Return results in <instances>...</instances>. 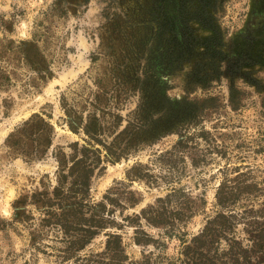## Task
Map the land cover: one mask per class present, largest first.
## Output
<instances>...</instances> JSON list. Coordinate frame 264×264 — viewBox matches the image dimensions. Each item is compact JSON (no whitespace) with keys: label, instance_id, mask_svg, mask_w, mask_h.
I'll list each match as a JSON object with an SVG mask.
<instances>
[{"label":"rangeland","instance_id":"1","mask_svg":"<svg viewBox=\"0 0 264 264\" xmlns=\"http://www.w3.org/2000/svg\"><path fill=\"white\" fill-rule=\"evenodd\" d=\"M263 9L0 0V264H264V38L249 59L242 35ZM85 142L121 157L95 169L105 228L70 258L44 205Z\"/></svg>","mask_w":264,"mask_h":264},{"label":"trees","instance_id":"2","mask_svg":"<svg viewBox=\"0 0 264 264\" xmlns=\"http://www.w3.org/2000/svg\"><path fill=\"white\" fill-rule=\"evenodd\" d=\"M166 102L170 103L168 99H166ZM171 109L170 106H167L165 110L166 116H168L167 111L171 112ZM144 114H146V111L142 109L139 114L141 122L149 118V114L143 117ZM174 123L173 120L172 124L174 125ZM140 127H146V122L144 121ZM87 132L89 133L90 131L87 130ZM104 147L106 150L104 151V155H102V149L94 148L90 142L86 143L81 149H78L76 145L71 164L66 165L63 161L58 173L59 184L54 188L51 197L46 196L44 206L46 208L47 220L45 221L53 222L61 227L64 233L74 235L68 242V256L66 257H75L74 250L79 251L83 249L92 237L96 235L97 229L105 228L104 220L100 219L95 212L97 205H91L83 199L89 192L90 180L93 177L95 169L101 167L105 161L115 162L116 159L121 157V154H117L114 151V147L105 145ZM113 154L116 155L115 158H113ZM218 217L219 219L229 220L236 218V215L220 214ZM213 223L214 220L209 221L202 235L196 237L194 241L201 245L209 242L207 238L213 235L211 227ZM120 251V238H118V235L109 234L104 254L109 256V254L113 253L115 256ZM99 257V255L79 256L76 258L75 264H99Z\"/></svg>","mask_w":264,"mask_h":264},{"label":"flooded vegetation","instance_id":"3","mask_svg":"<svg viewBox=\"0 0 264 264\" xmlns=\"http://www.w3.org/2000/svg\"><path fill=\"white\" fill-rule=\"evenodd\" d=\"M169 3L174 0H166ZM179 4H186L190 0H175ZM255 3L258 5L264 6V0H255ZM204 4V0H202ZM243 39L246 44L247 54L246 57L251 59L250 51L255 45L256 41L259 38H264V9L259 13H254L250 18L248 24L246 25V30L243 32Z\"/></svg>","mask_w":264,"mask_h":264}]
</instances>
